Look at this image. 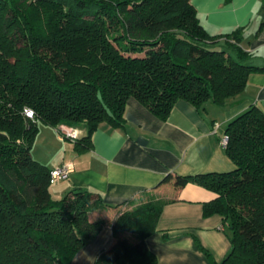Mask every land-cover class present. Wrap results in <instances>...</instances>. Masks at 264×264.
<instances>
[{"label": "trees", "instance_id": "1", "mask_svg": "<svg viewBox=\"0 0 264 264\" xmlns=\"http://www.w3.org/2000/svg\"><path fill=\"white\" fill-rule=\"evenodd\" d=\"M241 31L209 34L190 0H0V264H70L104 225L89 220L105 208L98 194L51 198L50 169L31 156L39 124L84 130L73 140L83 152L101 124L123 126L130 98L160 120L179 100L223 107L264 71L248 64ZM224 134L232 170L161 183L216 195L202 215L223 218L230 251L215 263L196 242L210 264H264V111L251 106ZM172 201L151 190L125 206L94 264H158L145 239Z\"/></svg>", "mask_w": 264, "mask_h": 264}, {"label": "crops", "instance_id": "2", "mask_svg": "<svg viewBox=\"0 0 264 264\" xmlns=\"http://www.w3.org/2000/svg\"><path fill=\"white\" fill-rule=\"evenodd\" d=\"M190 4L211 35L242 29L240 46L252 55L248 64L264 68V0H190ZM251 106L264 111V71L251 73L243 91L228 98L223 107L206 102L197 109L179 100L165 120L130 98L123 126L101 124L91 135L90 148L83 152H77L75 142L63 139L56 128L39 124L32 158L50 170L63 164L72 166L66 179L50 185L51 198L61 199L80 188L98 194L105 206L89 214V220L102 218L104 225L70 264H94L113 240L114 218L151 190L175 198L163 206L156 230L145 239L157 263L210 264L196 242L220 263L230 251L226 224L220 215H202V205L216 195L192 183L175 191L171 183L161 182L167 175L232 170L220 138L228 122ZM84 134L81 130L80 137Z\"/></svg>", "mask_w": 264, "mask_h": 264}, {"label": "built area", "instance_id": "3", "mask_svg": "<svg viewBox=\"0 0 264 264\" xmlns=\"http://www.w3.org/2000/svg\"><path fill=\"white\" fill-rule=\"evenodd\" d=\"M23 113L25 117L32 119L33 118V111L29 108H24ZM58 134L67 140H76L80 137V131L76 128L68 127L65 125H59L56 128ZM228 141V136L223 134L220 138V143L222 146L225 147ZM72 170V166L70 164H63L62 166L53 168L50 170V185H54L60 180L66 179L69 173Z\"/></svg>", "mask_w": 264, "mask_h": 264}, {"label": "rangeland", "instance_id": "4", "mask_svg": "<svg viewBox=\"0 0 264 264\" xmlns=\"http://www.w3.org/2000/svg\"><path fill=\"white\" fill-rule=\"evenodd\" d=\"M43 126H46V125H43ZM35 139H36V138H35ZM35 145H36V142H35V140H34L32 147H34ZM51 186H53V185H51Z\"/></svg>", "mask_w": 264, "mask_h": 264}]
</instances>
